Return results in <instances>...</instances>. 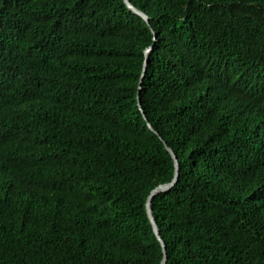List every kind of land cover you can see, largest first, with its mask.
<instances>
[{
  "label": "trees",
  "instance_id": "16d2710c",
  "mask_svg": "<svg viewBox=\"0 0 264 264\" xmlns=\"http://www.w3.org/2000/svg\"><path fill=\"white\" fill-rule=\"evenodd\" d=\"M131 1L0 0V264H160L164 141L166 264H264V0Z\"/></svg>",
  "mask_w": 264,
  "mask_h": 264
},
{
  "label": "water",
  "instance_id": "95a60500",
  "mask_svg": "<svg viewBox=\"0 0 264 264\" xmlns=\"http://www.w3.org/2000/svg\"><path fill=\"white\" fill-rule=\"evenodd\" d=\"M125 3L127 4V6L136 14L140 15L142 18H144V20H146V22L151 26V20H150V16L142 11L141 9H139L138 7H136L131 0H124ZM152 32L154 34V40H156L157 38V34L155 33L154 29L152 28ZM153 48L154 46L151 45L149 46L146 50H145V61H144V66H143V71H142V76H141V80H140V83H139V91H138V105H139V108L141 109V111L143 112L144 114V118L146 120H148V118L146 117V114L143 110V107H142V103H141V98H140V92L142 90V85H143V81H144V78H145V75L147 73V69H148V64L150 62V54L152 53L153 51ZM149 127L151 130L155 131L156 130L154 129L153 125L151 123H148ZM161 139L163 140V138L161 137ZM164 141V140H163ZM165 143V146L167 148V150L171 153L173 159H174V165H175V172H174V176L172 178L171 181L167 182V183H163V184H160L158 185L157 187H155L151 193L149 194L148 198H147V202H146V205H147V211H148V215H149V218H150V221H151V224L153 226V230L157 236V238L159 239L158 241L161 242L162 244V248H163V258H162V261L160 264H166L167 262V259H168V255H167V245H166V242L163 241L164 239L162 238L161 236V232H160V228H159V225L156 221V218L154 216V213H153V206H152V203H153V200L156 196L162 194V193H165V192H168L170 190H172V188L177 184L178 182V179H179V174H180V163H179V160H178V157L176 155V153L174 152V150L169 146V144L164 141Z\"/></svg>",
  "mask_w": 264,
  "mask_h": 264
}]
</instances>
